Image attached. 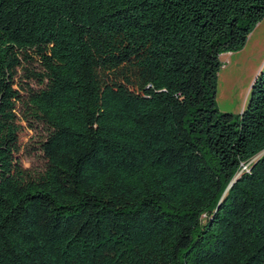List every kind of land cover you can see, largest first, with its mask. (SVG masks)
<instances>
[{"label": "trees", "instance_id": "16d2710c", "mask_svg": "<svg viewBox=\"0 0 264 264\" xmlns=\"http://www.w3.org/2000/svg\"><path fill=\"white\" fill-rule=\"evenodd\" d=\"M263 18L0 0V264H264V65L240 113L215 100L220 54Z\"/></svg>", "mask_w": 264, "mask_h": 264}, {"label": "rangeland", "instance_id": "374dc122", "mask_svg": "<svg viewBox=\"0 0 264 264\" xmlns=\"http://www.w3.org/2000/svg\"><path fill=\"white\" fill-rule=\"evenodd\" d=\"M219 59L216 104L220 111L237 115L246 106L251 83L264 65V18L250 32L241 49L222 53ZM33 137V132L23 127L20 159L24 167L31 169L41 165L37 155L28 154L26 149Z\"/></svg>", "mask_w": 264, "mask_h": 264}]
</instances>
